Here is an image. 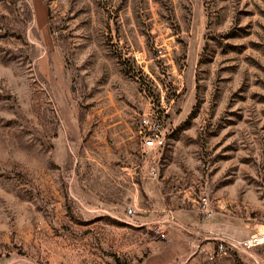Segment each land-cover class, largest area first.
Here are the masks:
<instances>
[{"label":"rangeland","instance_id":"obj_1","mask_svg":"<svg viewBox=\"0 0 264 264\" xmlns=\"http://www.w3.org/2000/svg\"><path fill=\"white\" fill-rule=\"evenodd\" d=\"M191 217L238 237L176 264H264L208 259L264 233V0H0V264H141Z\"/></svg>","mask_w":264,"mask_h":264},{"label":"crops","instance_id":"obj_2","mask_svg":"<svg viewBox=\"0 0 264 264\" xmlns=\"http://www.w3.org/2000/svg\"><path fill=\"white\" fill-rule=\"evenodd\" d=\"M151 231H154V234L152 233V237L148 239L146 245L149 250L141 264H176L181 262L188 255V249H193L195 253L201 245V240L209 242L210 239H214L202 232L238 237L229 227V220L219 217L208 221H199L191 217L179 223H171L165 233L164 243L159 240L162 230L154 228Z\"/></svg>","mask_w":264,"mask_h":264},{"label":"built area","instance_id":"obj_3","mask_svg":"<svg viewBox=\"0 0 264 264\" xmlns=\"http://www.w3.org/2000/svg\"><path fill=\"white\" fill-rule=\"evenodd\" d=\"M137 137L141 141V153L160 152L165 148L167 130L165 129L162 121L151 111H143L138 117ZM151 174H156V168L152 167ZM197 212L204 219L212 216V210L209 206V200L206 194H202L198 197ZM129 215L134 214V208L127 209ZM164 237V235H162ZM264 245V233L252 234L249 238L234 242L227 238H218L216 246L208 252V259L215 260L217 258H223L230 254L232 249L241 247L244 252H250L255 248Z\"/></svg>","mask_w":264,"mask_h":264}]
</instances>
